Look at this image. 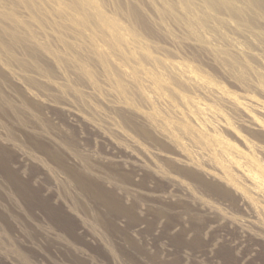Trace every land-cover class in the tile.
<instances>
[{"label": "rangeland", "instance_id": "rangeland-1", "mask_svg": "<svg viewBox=\"0 0 264 264\" xmlns=\"http://www.w3.org/2000/svg\"><path fill=\"white\" fill-rule=\"evenodd\" d=\"M0 264H264V0H0Z\"/></svg>", "mask_w": 264, "mask_h": 264}, {"label": "bare ground", "instance_id": "bare-ground-1", "mask_svg": "<svg viewBox=\"0 0 264 264\" xmlns=\"http://www.w3.org/2000/svg\"><path fill=\"white\" fill-rule=\"evenodd\" d=\"M132 14H134V17H135V15H136V18H137V16H138V18L140 17V16H139L140 14H139V13L137 12V10L134 9V8H132ZM132 14H131V15H132ZM138 14H139V15H138ZM197 102H198V101H197ZM198 104H199V103H198ZM195 106H196V105H195ZM198 108H199V107H198ZM196 109H197V108H196ZM198 110H199V109H198ZM198 110H197V111H198ZM203 110H205V109H203ZM194 111H195V110H194ZM198 112H199V111H198ZM201 113H202V112H201ZM201 115H202V114H201ZM199 116H200V115H199ZM202 118H203V117H202ZM254 127H255V126H254ZM254 127H253V128H254ZM256 130H257V129H256ZM157 155H158L159 157H160V156H163L161 153H157ZM168 158H169V157H168ZM169 159H170V158H169ZM171 160H175L176 162H179L178 159H177V160H176V159H171Z\"/></svg>", "mask_w": 264, "mask_h": 264}]
</instances>
